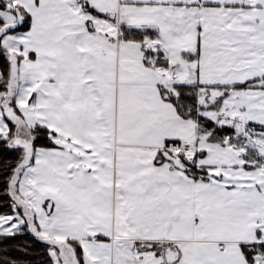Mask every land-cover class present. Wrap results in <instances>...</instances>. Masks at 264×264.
Masks as SVG:
<instances>
[{"label":"snow or ice","instance_id":"6c2138e0","mask_svg":"<svg viewBox=\"0 0 264 264\" xmlns=\"http://www.w3.org/2000/svg\"><path fill=\"white\" fill-rule=\"evenodd\" d=\"M0 264H264V0H0Z\"/></svg>","mask_w":264,"mask_h":264}]
</instances>
